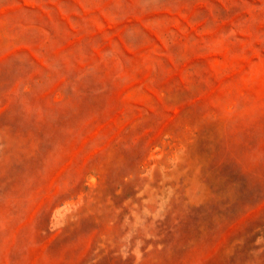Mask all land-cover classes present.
Returning a JSON list of instances; mask_svg holds the SVG:
<instances>
[{
    "label": "rangeland",
    "instance_id": "obj_1",
    "mask_svg": "<svg viewBox=\"0 0 264 264\" xmlns=\"http://www.w3.org/2000/svg\"><path fill=\"white\" fill-rule=\"evenodd\" d=\"M0 264H264V0H0Z\"/></svg>",
    "mask_w": 264,
    "mask_h": 264
}]
</instances>
